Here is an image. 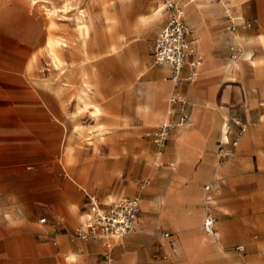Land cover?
I'll return each mask as SVG.
<instances>
[{
  "label": "rangeland",
  "instance_id": "obj_1",
  "mask_svg": "<svg viewBox=\"0 0 264 264\" xmlns=\"http://www.w3.org/2000/svg\"><path fill=\"white\" fill-rule=\"evenodd\" d=\"M170 1L174 6H168V0H0V96L45 103L54 119L64 121L58 159L49 161L48 167H58L65 180L82 184L80 193L71 190L78 195L80 214L87 202L85 186L102 199L140 196L141 232L146 234L131 240L117 255L113 249L112 264H264V58L260 48L264 0ZM162 2L165 8L160 20L136 22L139 14L150 15ZM82 12L91 26L88 46L80 23ZM175 12L193 28L201 52L211 49L220 58L203 59L198 78L178 83L170 77V67L155 63L152 56L161 28ZM106 13L120 16L112 28L105 21ZM51 19L57 23L55 28ZM52 28L68 43L62 47L64 68L55 63L50 47ZM75 46L81 50L76 51ZM249 48L256 52L253 61L245 55ZM134 54L141 59L133 58ZM157 67H166V71L152 75ZM189 71L186 66L184 76ZM90 79L99 86L94 99L100 109L93 112H87ZM163 82L171 85L168 93H163ZM178 90L191 107L188 123L175 126L166 143V160L176 162L172 168L158 164L153 138L157 126L174 116L168 112L169 98ZM212 93L218 100L209 98ZM143 100L152 102L148 114L140 111ZM236 119L247 124L243 133ZM226 120L231 124L230 136L241 140L234 155L218 163V139ZM101 133L104 139H100ZM177 142L185 148L192 143L198 151L191 175L204 163H211L207 176L195 182L190 177L176 179L174 174L186 167L184 160L173 157ZM69 145L74 147L72 159L68 158V149H73ZM251 151L257 156L253 174L238 172L232 162ZM213 165L219 168L218 174ZM99 168L103 179L96 185L101 192L84 183L93 181ZM140 179L148 181L140 184ZM211 181L218 185L213 205L203 201L202 186ZM232 203L250 204L249 212L255 218L236 222ZM208 208L216 217L219 236L205 232ZM43 215L39 213L38 218ZM182 216L191 222L181 223ZM144 218L156 222L149 225ZM163 229L176 233V253L161 238ZM190 234L205 247L196 256L183 239ZM239 243L246 245L245 251L236 249ZM74 251V256L69 251L46 258L7 257V263L111 264L102 246Z\"/></svg>",
  "mask_w": 264,
  "mask_h": 264
},
{
  "label": "crops",
  "instance_id": "obj_2",
  "mask_svg": "<svg viewBox=\"0 0 264 264\" xmlns=\"http://www.w3.org/2000/svg\"><path fill=\"white\" fill-rule=\"evenodd\" d=\"M139 15L137 17H139ZM162 17L149 22L139 23L156 22ZM166 24L167 22L163 25L161 30ZM260 41L264 44L262 40ZM263 44H260V48L263 51L262 58H264ZM204 51L203 54L198 47V53L202 57L201 64L203 63V59H220L215 56V52L211 49L207 50V48H204ZM255 54L256 52L253 51V58ZM133 58L141 59V56L139 54H134ZM137 63L138 62L135 64ZM235 63L238 64L237 61H235ZM165 71L166 67H157L154 68L151 73L152 75L159 76ZM198 76L199 71L197 70L196 78H198ZM90 78L92 79V77ZM157 79L161 80L160 77ZM154 82L155 79L153 80V84ZM96 85L94 90L89 87L90 91L87 98L89 99L90 106L87 112L100 109L94 99V91L98 90L99 87ZM161 85H163V93H168L171 88L170 83L163 82ZM209 98L211 100H218V95L216 96V94L212 93ZM152 106V102L148 100H143L139 104L140 111L143 112V114H148L152 110ZM92 107L94 108L92 109ZM190 107L191 105L189 103V119ZM49 112L50 110L47 104L33 102L29 97L16 99L15 96H0V264H8L7 257L23 256L26 258L40 256L46 258L50 254L68 255L69 251H72L70 256H74L73 253H75L74 250L76 249H79V251H89V249H99L100 246H102L104 250V246L98 240L84 241L72 239L67 232L72 230L81 221L85 213V208H83L82 214H80L78 207L80 202L77 200L78 195L71 192V190L74 189L76 193H80L82 184L79 182L77 184L75 179L65 180L63 171L58 167H48L49 161L58 159L59 149L65 135L64 121L54 119ZM224 123L225 121L221 124V132ZM76 126L78 125L76 124ZM103 127H106V125ZM227 133V137H224L222 133V137L218 139V149L225 139L232 138L230 136L231 129L229 132L227 131ZM101 134L102 136L100 139H104L103 133ZM244 138L245 137H242V140ZM240 140L241 137L239 138V142ZM189 144L185 145L186 148L181 142L175 144L173 157L184 160L186 167L174 175L178 177L176 178L178 180L190 177V180L195 182L199 178L207 176L210 173L211 163H204L198 168L194 176L191 175L190 166L198 157V151L196 147L193 146L194 144ZM69 147L73 148L68 151V158L72 159L74 147L72 145H69ZM167 155L169 156V153ZM155 157L159 165H167L176 168V166L173 167L171 165V163L175 161L166 160L165 151L162 156H158L155 150ZM238 158L236 162H232L237 171H243L242 173H247V175L253 174L257 159L255 152H243ZM219 160L220 157L217 154L218 163ZM213 170H215L217 174L219 173L217 165H213ZM152 172L156 174L158 172L157 168H152ZM109 175H111V173H109ZM102 179L103 177L100 174L99 168L94 174V180H85L84 183L101 192L102 189L99 185L97 186L96 183ZM141 180H145V182L141 183ZM147 181V179H140L139 183L145 184ZM175 183L176 182H173L171 186H175ZM207 183H212L210 193L214 198L215 191L218 188V185H215L213 181L203 184V201L206 200L207 190L205 185ZM84 190L86 195H88V193H95L88 190L86 186ZM215 202L216 199H214V203ZM230 206L238 215L236 222L244 223L249 221L247 218H255L254 212H249L251 208L250 204L232 203ZM39 213L44 214L43 216H47L49 222L45 224L41 223L38 218ZM144 220H146L149 225H153L154 222H156L152 218H144ZM50 222H58V229H52ZM141 222L140 220L137 231L130 234L127 240L126 238L124 239L126 241L122 240L114 245V254H119L122 248H126L130 244L131 240L142 238L146 234L143 233V231L141 232V228L143 227ZM180 222L186 224L191 222V220L187 216H182ZM164 231L170 230L163 229L161 231V238L168 243L170 252L176 253L178 251L176 233L170 231V235L165 236L163 234ZM205 232L210 234L206 230ZM214 234L219 236L220 232H215ZM184 238L187 239L188 246L195 256L205 248L202 244L198 243L195 235H184L183 239ZM214 238L216 239V237ZM127 252L131 253L132 251Z\"/></svg>",
  "mask_w": 264,
  "mask_h": 264
},
{
  "label": "built area",
  "instance_id": "obj_3",
  "mask_svg": "<svg viewBox=\"0 0 264 264\" xmlns=\"http://www.w3.org/2000/svg\"><path fill=\"white\" fill-rule=\"evenodd\" d=\"M168 6H174V2L168 0ZM155 63L166 64L171 67V78L178 83L183 79L193 80L197 75V69L202 62V57L198 53V37L194 34L193 28L187 23L185 17L175 12L172 14L167 24L159 32L153 49ZM189 66V73L184 76V68ZM168 112L173 114L160 123L154 134L155 150L158 156H162L171 130L178 125H183L189 121V102L186 95L178 90L174 91L169 98ZM240 125V131L247 130V124L240 119L235 120ZM229 132L230 121H225ZM239 145V137L227 138L218 149L221 160L234 155ZM171 165L175 167V162ZM145 180H141V183ZM207 190L206 203L214 204V196L210 193L212 183L205 185ZM141 198L139 195H123L117 198L102 199L97 193H88L85 206V213L81 221L70 231H67L72 239L98 240L104 246L103 254L112 264V249L117 242L127 238L137 231L140 222ZM41 223H48L47 216L39 218ZM52 229H58V222H50ZM204 228L214 234L216 229V217L208 208ZM165 236L170 235V231H164ZM239 251H245L246 245L240 243L236 245Z\"/></svg>",
  "mask_w": 264,
  "mask_h": 264
},
{
  "label": "bare ground",
  "instance_id": "obj_4",
  "mask_svg": "<svg viewBox=\"0 0 264 264\" xmlns=\"http://www.w3.org/2000/svg\"><path fill=\"white\" fill-rule=\"evenodd\" d=\"M164 8H165V4L162 2L160 4V6L158 5V7H156L154 9V11L150 15H146V14L139 15V17H137V19H136V22H139V21L149 22V21H152L154 19L160 18L163 15ZM195 12H196V10H195ZM51 20H52L51 27L55 28L57 23H56V21L54 19H51ZM105 21L107 22L108 27L112 28L113 26H115L120 21V16L118 14H116V16L114 17L113 15H111V13H106ZM80 23L83 26V31H82L83 38H85L86 44L88 46V42H90V40H91V26H90L89 21L86 19L84 12H82L81 22ZM105 32H107V29H106ZM260 38H261L262 41H264V34H260ZM65 40L66 39L62 35L56 33L55 31H53V28L51 29V33H50V36H49L50 47H51V50H52L53 55H54L55 63L58 66H61V68H64L65 65H66V62L63 60V59H66V58L62 56L64 54L63 53L64 50H63L62 47H63V45L68 44V43H66ZM75 50L76 51H80L81 49L79 48V46H75ZM93 55H94V53H93ZM245 55H246L247 58H249L251 60H254L252 49H248L245 52ZM90 81H91L90 84H89L90 88L92 90H94L96 88L95 87L96 82L92 81L91 79H90ZM227 134H228L227 133V125H226V123H224L223 124V136L227 137ZM101 136H102V134H101Z\"/></svg>",
  "mask_w": 264,
  "mask_h": 264
}]
</instances>
